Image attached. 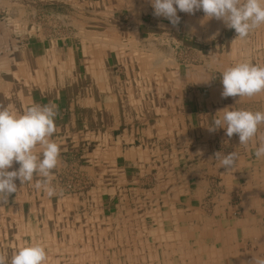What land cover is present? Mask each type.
<instances>
[{
  "label": "crops",
  "instance_id": "obj_1",
  "mask_svg": "<svg viewBox=\"0 0 264 264\" xmlns=\"http://www.w3.org/2000/svg\"><path fill=\"white\" fill-rule=\"evenodd\" d=\"M149 3L0 0V105L22 113L55 103L52 139L61 154L100 147L87 159L88 170L98 172L89 194L50 201L34 181H15L17 192L0 205V254L10 259L36 243L46 248V264H230L231 252L241 264L264 258V158L254 155L264 125L248 145H240L238 134L207 129L225 107L264 111V93L222 98L221 75L214 72L229 67L228 58L242 59L238 54L264 66V34L251 40L261 49L247 53L248 38H228L226 30L203 63L182 70L154 40L172 25L144 17L154 11ZM45 7L67 11L85 26V39L50 38L30 19ZM221 23L185 13V29L168 33L177 43L204 45L203 28ZM226 37L235 56L220 51ZM232 151L238 160L226 172L215 154ZM18 167L14 162L9 170ZM234 198L239 212L230 209Z\"/></svg>",
  "mask_w": 264,
  "mask_h": 264
},
{
  "label": "clouds",
  "instance_id": "obj_2",
  "mask_svg": "<svg viewBox=\"0 0 264 264\" xmlns=\"http://www.w3.org/2000/svg\"><path fill=\"white\" fill-rule=\"evenodd\" d=\"M155 17L169 20L173 27L180 23L177 12L194 15L202 10L206 20L222 21L229 29H234L236 39H246L251 32L264 26V0H149ZM222 98L253 97L264 93V66L250 61L227 67L221 73ZM223 113L213 119L209 132L224 129L227 137L238 134L240 145H248L264 125V111L225 107ZM58 106L55 103L33 104L22 113L11 111L0 105V205L18 190L16 180L21 184L34 181L36 190H43L51 198L57 195L51 184L53 171L58 167L61 149L52 139L56 132L55 118ZM254 155L264 158V140L256 147ZM220 165L231 171L237 163L235 151L215 154ZM18 169H12L13 164ZM46 248L41 244L19 247L9 259L0 254V264H46ZM253 264H264V258H253Z\"/></svg>",
  "mask_w": 264,
  "mask_h": 264
},
{
  "label": "rangeland",
  "instance_id": "obj_3",
  "mask_svg": "<svg viewBox=\"0 0 264 264\" xmlns=\"http://www.w3.org/2000/svg\"><path fill=\"white\" fill-rule=\"evenodd\" d=\"M146 14H144V17L150 18L151 20H154L155 22H163L164 24L169 22V20H167L166 18L163 17H155L153 15V11L151 12H145ZM199 14H201L203 17L205 16V14L202 12H198ZM197 12L194 14V16H196L198 14ZM151 14V15H150ZM178 16L180 17V23H179V27H172L170 26L169 28L171 29H167L166 34L162 33L161 31L164 30H159V32L154 33V35H156V38L154 40H156L157 45L159 48H161L164 51L165 56H167L168 54H170V58H166V60H169L168 62H173L176 65L180 66L182 70L186 69V68H190L192 65H198L203 63L204 61V52H208L211 51L210 47L213 46V44H215L217 37H219L220 35H222L226 30H228L227 36L228 38H230V36L233 37H237V34L235 33L234 29H229L227 28L224 23H221V26L219 27H205L204 29V33L206 36V39L209 40V43H201V44H197V43H192V42H185V43H177L174 41V38L172 36V34H169L168 31H173L176 32L173 28H176L180 31H183L185 29L184 23H185V13L184 12H177ZM128 11L125 12L124 14V19L125 21L128 20ZM193 15L188 14V17ZM51 17V18H50ZM30 19L38 25V27H41L50 38L54 39V40H58L59 42L63 43V44H80V42L82 40H84L85 38V28L83 25H78L77 22L74 23L73 19L69 17L68 12L64 11L62 9H58L56 10V8L52 9V8H40V10H36L33 12H30ZM184 21V23L182 22ZM170 23V22H169ZM162 29V28H160ZM76 32V33H75ZM264 34V26H261L260 28L254 30L253 32L250 33V35L247 37L248 39H246L245 41L248 40L247 42V46H245L242 50V52H250L251 50H257V49H261V46H258V42L255 41L252 42L251 40L253 39L254 36H258L261 34ZM210 34V35H207ZM78 35V36H77ZM80 35V36H79ZM71 37L70 39H64V37ZM75 36V38L73 37ZM228 38H225L224 43H222L223 47L221 46V53L222 55H232L235 56L236 55V50L238 49H233L231 48V44L230 42H228ZM222 40V39H221ZM213 41V43H211ZM257 42V43H255ZM253 43V44H252ZM217 45V44H215ZM246 45V44H245ZM264 49V48H263ZM262 49V50H263ZM241 51V50H239ZM181 54V55H180ZM190 55V56H189ZM239 56H242V59H237V58H228V60L226 59L227 56H223L224 60L226 61H230L229 62V66H232L240 63V62H245V61H250V62H254L255 60H250V59H244L245 54H238ZM173 58V59H172ZM172 59V61H171ZM176 59V60H175ZM221 60V65H223L224 60ZM191 63V64H190ZM231 63V64H230ZM216 72L218 75H221V73L219 71H214ZM85 149V150H84ZM84 149H73V150H68L65 153L61 154L60 157V163L58 165V167L53 171V175L51 178V184L53 187L56 186H60L61 184H66L67 181L73 182V185L75 184H83L85 185L87 183V185H85L86 187L83 189H79L77 191H67V190H63V191H56L57 195L53 196L51 198H49L46 193L42 194V198L45 197L46 200H50L52 198H60V197H79L81 195H85V194H89L90 191L95 187V181L93 179V177H95V171H89L88 167H87V159L90 158L91 156V151L93 149H95L94 154H98V152H100V147H96L93 144H85L84 145ZM92 155V156H93ZM89 156V157H88ZM98 173V172H97ZM96 173V174H97ZM54 199V200H55ZM239 203H240V199L238 200V198H234L231 205L230 209L231 210H235L237 212L240 211L239 209ZM26 207V206H25ZM27 209V208H26ZM239 216V215H237ZM223 237V236H222ZM232 256V260L230 262V264H241L242 262L240 261L241 259H238L237 255L239 254L238 252L236 253V256L234 254V252H231ZM206 259L210 258L209 254H206L205 256ZM235 261V262H234ZM222 262L223 259H222ZM229 264V262H228Z\"/></svg>",
  "mask_w": 264,
  "mask_h": 264
},
{
  "label": "bare ground",
  "instance_id": "obj_4",
  "mask_svg": "<svg viewBox=\"0 0 264 264\" xmlns=\"http://www.w3.org/2000/svg\"><path fill=\"white\" fill-rule=\"evenodd\" d=\"M125 2V1H124ZM141 2V1H140ZM139 2V3H140ZM143 3V2H142ZM116 4H118V3H116ZM150 4V3H149ZM150 6V5H149ZM102 7V6H101ZM79 9V8H78ZM86 9V8H85ZM139 9V8H138ZM151 9V8H150ZM94 10V9H93ZM87 11V10H86ZM97 11V10H96ZM134 12V11H133ZM97 13V12H96ZM101 13V12H100ZM113 13V12H112ZM111 13V14H112ZM198 13V12H197ZM110 14V15H111ZM129 14V13H128ZM113 15V14H112ZM151 15V14H150ZM178 15V14H177ZM194 16V15H193ZM51 18V17H50ZM124 19V18H123ZM126 19V18H125ZM89 20H91L90 18H89ZM94 20V19H93ZM191 19H189V21H190ZM86 21V20H85ZM128 21V20H127ZM134 21H135V19H134ZM201 22L203 23L204 21H197V20H192L191 21V23H193V24H195V25H200L201 24ZM128 23V22H127ZM131 23H132V21H131ZM188 23V22H187ZM136 25V24H135ZM192 26V25H191ZM85 27V26H84ZM127 27V26H126ZM135 27V26H134ZM194 27V26H193ZM24 28V27H23ZM129 28V27H128ZM130 29V28H129ZM76 33V32H75ZM207 35H210V34H207ZM78 36V35H77ZM80 36V35H79ZM85 38V37H84ZM125 38V37H124ZM88 39V38H87ZM89 40V39H88ZM91 41V40H90ZM93 41V40H92ZM91 41V42H92ZM138 41V40H137ZM245 45V44H244ZM118 46V45H117ZM125 46V45H124ZM131 47V46H130ZM133 48H135V47H133ZM246 48V47H245ZM158 49V48H157ZM243 50V49H242ZM146 51V50H145ZM181 55V54H180ZM211 55V54H210ZM190 56V55H189ZM160 59H161V57H160ZM173 59V58H172ZM172 59H171V61H172ZM176 60V59H175ZM156 61V60H155ZM158 61V60H157ZM169 63V62H168ZM170 63H173V62H170ZM176 63V62H175ZM165 64V63H164ZM191 64V63H190ZM4 81V80H3ZM3 83V82H2ZM8 83V82H7ZM1 85H3V84H1ZM3 87V86H2ZM160 157V156H159ZM164 157V156H163ZM165 164V163H164ZM87 184V183H86ZM31 193V192H30ZM24 198V197H23ZM61 199V198H60ZM63 199V198H62ZM215 201V200H214ZM19 202V201H18ZM20 204H22V203H20ZM67 204V203H66ZM37 207V206H36ZM35 207V208H36ZM169 211V210H168ZM21 213V212H20ZM122 213V212H121ZM106 214V213H105ZM127 214V213H126ZM11 217V216H10ZM9 217V218H10ZM43 219V218H42ZM83 219V218H82ZM170 219V218H169ZM23 220V219H22ZM145 221V220H144ZM3 222V221H2ZM137 222V221H136ZM73 223H74V221H73ZM93 223V222H92ZM172 223V222H171ZM29 225V224H28ZM70 225V224H69ZM74 225V224H73ZM41 226H42V224H41ZM101 226V225H100ZM187 226V225H186ZM20 227V226H19ZM43 227H45V226H43ZM71 227V226H70ZM83 227V226H82ZM93 227H94V225H93ZM139 228V227H138ZM185 228V227H184ZM187 228V227H186ZM9 229V228H8ZM75 230V229H74ZM99 230V229H98ZM140 230V229H139ZM11 231V230H10ZM65 231V230H64ZM88 231V230H87ZM137 231V230H136ZM103 232V231H102ZM73 233H74V231H73ZM96 233H98V232H96ZM104 233V232H103ZM146 233V232H145ZM32 234V233H31ZM70 234V233H69ZM140 234V233H139ZM143 234V233H142ZM103 235H105V234H103ZM34 236V235H33ZM66 236V235H65ZM71 236V235H70ZM75 236V235H74ZM74 236H73V238H74ZM82 236V235H81ZM165 236V235H164ZM86 237V236H85ZM84 237V238H85ZM68 238V237H67ZM90 238V237H89ZM52 239H54V238H52ZM70 239V238H69ZM83 239V238H82ZM101 239V238H100ZM66 240V239H65ZM64 240V241H65ZM105 240V239H104ZM198 240V239H197ZM201 240V239H200ZM204 240V239H203ZM7 241V240H6ZM48 241V240H47ZM69 241V240H68ZM67 241V242H68ZM107 241V240H106ZM169 242V241H168ZM57 243H59L58 241H57ZM63 243V242H62ZM204 243V242H203ZM34 244H36V243H34ZM73 244H74V242H73ZM102 244V243H101ZM154 244V243H153ZM108 245V244H107ZM128 245H129V243H128ZM141 245V244H140ZM149 245V244H148ZM182 245V244H181ZM151 246V245H150ZM177 246V245H176ZM48 247V246H47ZM77 247H78V245H77ZM146 247V246H145ZM148 247V246H147ZM175 248V247H174ZM52 249V248H51ZM80 249V248H79ZM95 250V249H94ZM85 251V250H84ZM137 251V250H136ZM91 252V251H90ZM94 252V251H93ZM138 252V251H137ZM64 253V252H63ZM95 253V252H94ZM139 253V252H138ZM61 254V253H60ZM65 254V253H64ZM103 254H105V253H103ZM143 254V253H142ZM98 255V254H97ZM102 256V255H101ZM142 256V255H141ZM155 256V255H154ZM140 257V256H139ZM143 257V256H142ZM194 257V256H193ZM95 258V257H94ZM117 259V258H116ZM139 259V258H138ZM142 259V258H141ZM95 261V260H94ZM141 261V260H140ZM224 264V263H223Z\"/></svg>",
  "mask_w": 264,
  "mask_h": 264
},
{
  "label": "built area",
  "instance_id": "obj_5",
  "mask_svg": "<svg viewBox=\"0 0 264 264\" xmlns=\"http://www.w3.org/2000/svg\"><path fill=\"white\" fill-rule=\"evenodd\" d=\"M75 38V36H73ZM71 37L69 36H65L64 39H70ZM87 185V184H85ZM83 185V184H75L73 185V182H70V181H67L66 184H61V187L60 186H56L55 189L56 191L60 192V191H63V190H67V191H77L78 188L79 189H83L85 188L86 186Z\"/></svg>",
  "mask_w": 264,
  "mask_h": 264
}]
</instances>
